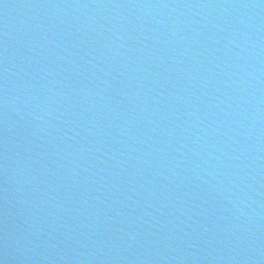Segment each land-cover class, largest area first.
Segmentation results:
<instances>
[{
    "label": "water",
    "instance_id": "water-1",
    "mask_svg": "<svg viewBox=\"0 0 264 264\" xmlns=\"http://www.w3.org/2000/svg\"><path fill=\"white\" fill-rule=\"evenodd\" d=\"M0 264H264V0H0Z\"/></svg>",
    "mask_w": 264,
    "mask_h": 264
}]
</instances>
